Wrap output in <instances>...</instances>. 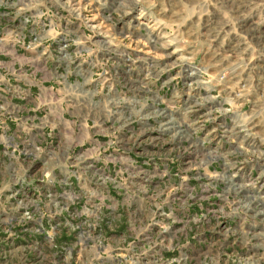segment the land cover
Listing matches in <instances>:
<instances>
[{"label":"rangeland","instance_id":"obj_1","mask_svg":"<svg viewBox=\"0 0 264 264\" xmlns=\"http://www.w3.org/2000/svg\"><path fill=\"white\" fill-rule=\"evenodd\" d=\"M73 3L80 44L92 51L76 65L129 70L124 59L97 60V43L116 41L120 27L129 44L132 22L139 53L150 54L140 41L152 36L156 42L144 64L157 78L169 64L202 68L214 83L220 76L222 99L230 103L236 96L231 109L246 113V162L264 166V0ZM0 31V86L23 79L36 84L51 75L50 63L44 69L31 60L34 51L17 44L22 30ZM28 31L39 36L41 30ZM85 90L83 83L57 92L31 90L21 123L20 103L6 108L0 102V264H264V198L248 193V219H231L226 215L242 207L224 184L231 177L190 168L137 171L116 150L115 106L106 113L105 93ZM6 111L17 120L9 122ZM191 150L152 158L199 162ZM195 179L201 185L190 193L186 184ZM191 196L215 202L209 219H172L170 209L190 204Z\"/></svg>","mask_w":264,"mask_h":264},{"label":"built area","instance_id":"obj_2","mask_svg":"<svg viewBox=\"0 0 264 264\" xmlns=\"http://www.w3.org/2000/svg\"><path fill=\"white\" fill-rule=\"evenodd\" d=\"M34 5L36 8H33ZM74 7L73 0H0V30H22L17 42L19 47L24 51H34L35 56L31 60H40L37 63L43 65L44 69L48 68L47 64L51 65L48 69L51 75L47 78L39 76L36 84L28 85L27 80L23 79L21 84L12 86L7 81L3 90L8 94L0 93V102L6 108H17L14 104L20 103L17 118L21 123L31 90L39 94L46 89L57 92L61 87L68 90L83 83L87 93L103 92L106 113L107 109L115 106L116 122L120 124L115 138L116 150L120 151L122 157L125 155L129 158L128 162L137 171L184 173L183 168H190L191 172H207L213 177H231L224 184L229 189V196L237 199L242 207L241 211L237 208L226 216L248 219V193L259 199L264 198V179L261 178L264 166L248 165L246 162L248 140L242 131L246 125L243 118L246 113L231 109L236 96H229L230 103L222 99L220 86H216L220 85V76L214 83L202 68L183 65L177 68L169 64L170 69L161 70L163 74L157 78L156 69L144 64L148 57L153 56L156 42L152 36L140 41L146 43L145 49L150 50V54L143 56L139 53L135 46L137 41L132 38L134 33L138 34V30L133 28L132 31V22L126 28L132 39L129 44L124 41L127 38L121 36L123 28L120 27L116 28L119 35L116 41L100 40L97 43L100 45L97 60L124 59V62H129L130 69L98 70L93 66L84 70L76 62L89 56L92 51L80 44L83 38L79 40L76 29H81V25L76 23ZM27 28L41 30L40 35L29 31L28 35L24 34L23 30ZM85 29L88 30V26ZM49 32L54 33L51 35ZM85 32L82 31L83 37ZM5 35H9V32ZM2 40L0 36V42ZM47 42H50L49 46ZM114 43L118 46L115 47ZM46 50L51 51L50 55ZM137 62L139 66H136ZM142 64L145 67L139 68ZM9 80L12 81L11 78ZM42 83L51 85L46 84V87ZM13 91L19 96L12 95ZM5 114L9 122L17 120L12 119L7 111ZM129 146L132 150L128 149ZM187 147L193 149L189 153L190 158L195 157L199 162L189 164L173 158H152L184 151ZM200 182L195 179L192 183L191 180L186 188L190 187V193H194ZM190 200L192 202L188 205L183 202L185 207L179 210L171 208V218L209 219L215 202L206 203L195 196H191Z\"/></svg>","mask_w":264,"mask_h":264},{"label":"crops","instance_id":"obj_3","mask_svg":"<svg viewBox=\"0 0 264 264\" xmlns=\"http://www.w3.org/2000/svg\"><path fill=\"white\" fill-rule=\"evenodd\" d=\"M5 85H7V82H6ZM5 85H1L2 87L0 86V90H1V91L3 90V88H5Z\"/></svg>","mask_w":264,"mask_h":264},{"label":"bare ground","instance_id":"obj_4","mask_svg":"<svg viewBox=\"0 0 264 264\" xmlns=\"http://www.w3.org/2000/svg\"><path fill=\"white\" fill-rule=\"evenodd\" d=\"M75 0H73V2H74ZM146 46V45H145ZM148 53V52H147ZM147 55V54H146ZM144 56V55H143ZM190 78H191V76H190Z\"/></svg>","mask_w":264,"mask_h":264}]
</instances>
